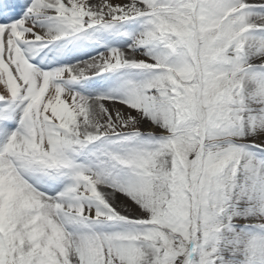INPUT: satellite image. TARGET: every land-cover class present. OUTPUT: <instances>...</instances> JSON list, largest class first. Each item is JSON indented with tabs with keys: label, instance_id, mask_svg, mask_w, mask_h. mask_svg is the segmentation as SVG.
<instances>
[{
	"label": "snow or ice",
	"instance_id": "obj_1",
	"mask_svg": "<svg viewBox=\"0 0 264 264\" xmlns=\"http://www.w3.org/2000/svg\"><path fill=\"white\" fill-rule=\"evenodd\" d=\"M0 264H264V0H0Z\"/></svg>",
	"mask_w": 264,
	"mask_h": 264
}]
</instances>
